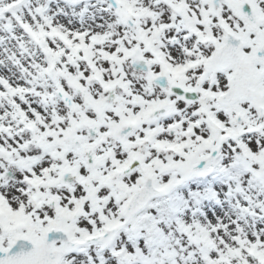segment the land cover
<instances>
[{
    "label": "snow or ice",
    "instance_id": "1",
    "mask_svg": "<svg viewBox=\"0 0 264 264\" xmlns=\"http://www.w3.org/2000/svg\"><path fill=\"white\" fill-rule=\"evenodd\" d=\"M0 264H264V0H0Z\"/></svg>",
    "mask_w": 264,
    "mask_h": 264
}]
</instances>
